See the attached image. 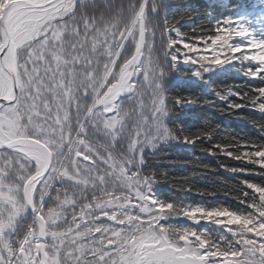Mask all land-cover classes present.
Masks as SVG:
<instances>
[{
    "label": "snow or ice",
    "instance_id": "obj_1",
    "mask_svg": "<svg viewBox=\"0 0 264 264\" xmlns=\"http://www.w3.org/2000/svg\"><path fill=\"white\" fill-rule=\"evenodd\" d=\"M171 7L0 0V264H264V141L179 133L169 117L197 99L165 87L242 77L255 83L216 100L264 115V0ZM161 144L238 162L219 164L238 178L233 203L158 199L165 177L147 165Z\"/></svg>",
    "mask_w": 264,
    "mask_h": 264
},
{
    "label": "trees",
    "instance_id": "obj_2",
    "mask_svg": "<svg viewBox=\"0 0 264 264\" xmlns=\"http://www.w3.org/2000/svg\"><path fill=\"white\" fill-rule=\"evenodd\" d=\"M170 3L172 7L169 18L171 19L183 12V6L188 4L189 0H170ZM254 83L244 81L242 77L220 80L214 78L205 86L190 80L187 76L169 77L165 84L168 96L194 97L197 99V103L175 107V114L169 117L168 126L184 134L201 131L207 126L215 130L214 139L238 137L260 143L264 141V135L250 121H255L257 124L264 123V115L247 109H241L238 115H229L222 110L224 105L217 101L213 94V89L224 88L226 84H242L244 90H247V86ZM208 101H212V103H208ZM241 116L244 118H240ZM220 163L240 166L237 164L238 162L208 156L196 147L161 144L156 150V154L149 158L147 167L158 176L163 174L165 177L163 182L157 183L153 188L157 198L162 201L170 200L177 203L205 206L221 203L232 204L233 202L224 193L228 186L237 183L238 178L219 169ZM202 165H209L217 170L205 173L201 171L200 166ZM248 179L258 180L259 178L248 177ZM221 181L227 183L224 184ZM185 186H189L193 190L177 191L178 188L182 189ZM200 191H213L216 195L202 196L198 194Z\"/></svg>",
    "mask_w": 264,
    "mask_h": 264
}]
</instances>
